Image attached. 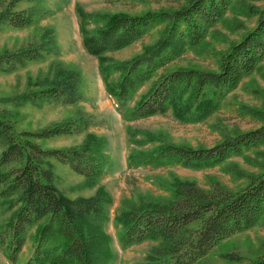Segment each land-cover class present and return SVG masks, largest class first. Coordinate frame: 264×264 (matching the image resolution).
<instances>
[{
    "label": "trees",
    "instance_id": "obj_1",
    "mask_svg": "<svg viewBox=\"0 0 264 264\" xmlns=\"http://www.w3.org/2000/svg\"><path fill=\"white\" fill-rule=\"evenodd\" d=\"M43 1H7L0 11V28H28L36 16L49 14ZM21 3L34 6L17 10ZM235 3L186 0L177 11L137 16L88 13L77 7L83 47L98 61L106 93L125 121L135 123L171 112L179 121L202 123L220 110L245 78L261 70L264 7H251L248 14L257 18L255 28L220 54L218 71L169 70L188 50L206 47L211 30L226 20ZM157 28L159 38L131 60L110 56ZM58 51L55 28L48 27L38 42L17 51H0V70L14 72ZM54 66L53 77L47 76L34 89L14 98H0V248L9 264H19L27 237L35 230L32 253L25 264H113L112 238L105 230L107 206L112 203L110 192L99 186L92 196L70 198L54 184L53 162L68 166L84 178L88 188L100 185L111 167L108 138L89 131L95 116L78 108L72 117L50 128L37 132L18 128L20 109L26 103L60 102L78 107L84 101L82 74L74 68ZM242 112L257 119L260 127L224 133L223 141L211 148L177 144L163 132L130 126L128 167L156 170L181 166L203 171L264 147V110L243 106ZM78 135H84L83 141L67 148L45 149L39 144ZM224 168L232 170L230 164ZM170 176L169 180H158L170 193L167 201L147 198L124 203L116 215L124 249L148 244L137 264H198L226 241L264 220V154L261 172L247 177L246 186L236 192L217 181L207 191L173 173ZM248 260V264H264V243L260 254Z\"/></svg>",
    "mask_w": 264,
    "mask_h": 264
},
{
    "label": "rangeland",
    "instance_id": "obj_2",
    "mask_svg": "<svg viewBox=\"0 0 264 264\" xmlns=\"http://www.w3.org/2000/svg\"><path fill=\"white\" fill-rule=\"evenodd\" d=\"M9 0H0V11ZM4 4V5H3ZM186 5V0H44L43 7L49 14L36 16L34 22L25 29L18 30L8 26L0 28V51H17L40 40L41 34L48 27H54L59 44L56 55L46 57L39 62H28L14 72L0 70V98H14L34 89L46 79L53 77V68L63 66L74 68L82 74L84 101L77 106L62 103L45 102L40 106L26 103L21 106L19 129L41 131L60 124L72 117L79 109L95 116V125L89 131L106 136L109 141L111 167L95 188L84 186V178L76 175L68 166L53 162L54 184L70 198L89 197L96 193L99 186H104L112 196V203L107 206L109 220L105 230L112 238V250L116 256L113 264H137L145 256L148 244L124 249L120 242L121 228L115 218L124 203L138 202L142 199L167 201L170 193L158 184V180H169L170 174L187 179L200 188L210 191L213 181L236 192L248 183L247 177L261 172L264 147L246 152L242 157L232 158V169L226 165L193 171L172 166L153 170L151 168L130 169L128 158L132 150L128 128L141 127L163 132L177 144L192 148H211L223 141L224 133L232 131L249 132L260 127L261 123L242 112L243 106L264 110V63L260 71L243 80L239 87L231 92L221 108L211 118L202 123L182 122L170 112L167 115L154 116L135 123L124 120L116 105L108 97L105 85L99 73L98 61L90 56L83 47L80 34L79 17L76 12L81 6L86 12L123 13L132 16L147 12L177 11ZM34 4L21 3L17 10H24ZM251 7L263 8L264 2L236 0L234 8L226 15L223 23L217 24L207 38L205 48L188 50L180 59L173 62L169 70L196 68L205 71H218L220 54L230 45L241 40L244 34L255 28L257 18L250 16ZM243 27V28H240ZM160 28L146 35L133 46L110 56L119 61L131 60L142 52L144 46L152 44L160 36ZM144 91V90H143ZM135 100L131 103L132 107ZM3 106L0 104V109ZM84 135L59 137L39 142L45 149H62L80 144ZM27 237L26 245L20 256L19 264H25L32 253V235ZM264 243V220L256 227L232 237L223 246L198 264H248V259L260 254ZM0 264H9L6 254L0 248Z\"/></svg>",
    "mask_w": 264,
    "mask_h": 264
}]
</instances>
